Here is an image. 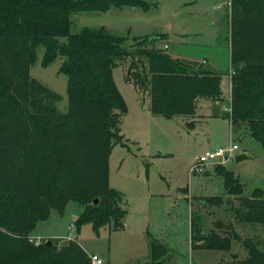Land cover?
I'll return each mask as SVG.
<instances>
[{"label":"trees","instance_id":"1","mask_svg":"<svg viewBox=\"0 0 264 264\" xmlns=\"http://www.w3.org/2000/svg\"><path fill=\"white\" fill-rule=\"evenodd\" d=\"M231 1L242 19L232 23L228 118L232 129L246 128L264 147V3ZM157 6L146 0H0V264H92L78 241L60 249L31 241L38 222L53 211L63 214L71 202L83 209L75 220L76 239L87 224L96 234L106 226L124 229L127 212L122 195L110 188L109 161L115 146H127L120 126L128 106L113 70L130 55L121 39L101 30L71 34V20L80 12ZM154 41L136 42L142 70L133 73L135 81L131 69L126 75L148 95L153 116L195 117L198 99L222 100V75L190 70L166 50L149 49ZM41 46L44 67L65 58L59 73L68 79L66 115L49 105L56 97L40 90L30 73ZM216 172L229 195H242L243 185L232 172L220 166ZM239 200L237 218L264 225V192L257 189L252 198ZM205 201L225 202L223 197ZM191 228L192 249L231 250V238L204 235L194 217ZM243 245L247 257L239 264H264V251L256 243L245 240ZM168 252L159 242L151 243L153 262Z\"/></svg>","mask_w":264,"mask_h":264},{"label":"rangeland","instance_id":"2","mask_svg":"<svg viewBox=\"0 0 264 264\" xmlns=\"http://www.w3.org/2000/svg\"><path fill=\"white\" fill-rule=\"evenodd\" d=\"M146 1L158 6L148 11L121 7L106 13L75 14L70 32L79 34L88 28L122 40L130 56L116 62L113 77L129 106L128 111L133 110L136 103L141 107L150 106L148 95L126 79L129 69L134 81L133 73L142 70L138 60L140 48L135 44L148 38L155 39L154 44H148L149 49L166 50L173 58L195 65L188 69L222 75L225 103L215 105L201 98L198 116L160 122L153 135L141 136L138 148L133 144L115 146L109 161V184L123 197L122 205L127 212L124 229L116 231L106 226L96 234L87 224L73 241H78L89 256L98 255L108 264H158L164 258L163 264H239L238 261L247 257L243 241L250 240L264 251V225L246 224L237 218L240 198H252L257 189L264 192V147L246 128L232 129L228 118L231 109L227 77H231L229 48L231 50L232 23L242 19L240 8L233 7L231 0ZM259 1L264 3V0ZM44 51L42 46L36 49L30 73L40 90L56 97L49 105L58 114L66 115L69 112L68 79L59 73L65 58L58 57L44 67ZM200 60L206 65L195 64ZM127 114L122 118L121 129ZM232 143L239 146L235 158L213 165L222 162L217 160L193 172L201 156L229 148ZM218 166L240 180L242 195L227 193L223 177L216 172ZM211 197H223L225 202L205 203ZM81 211L82 207L74 202L66 206L63 214L53 211L51 217L38 222L30 234L41 242L31 241L35 245L50 241L60 249L72 241L69 237L77 236L74 231L69 234V226L75 221L72 214L78 217ZM193 217L204 235L216 232L231 238V250L192 249ZM46 237L51 238L44 239ZM154 241L170 249L156 262L150 253Z\"/></svg>","mask_w":264,"mask_h":264},{"label":"crops","instance_id":"3","mask_svg":"<svg viewBox=\"0 0 264 264\" xmlns=\"http://www.w3.org/2000/svg\"><path fill=\"white\" fill-rule=\"evenodd\" d=\"M230 57H231V50L229 48V59H230ZM196 63H199L200 65L201 64H205V62L201 61V60L198 61V62H195V64ZM187 64L195 66L194 64H190V63H187ZM230 65H231V63H230ZM227 77L230 80V104H231V77L228 76V75H227ZM221 82H222V80H221ZM208 100L211 101L212 103H214L215 105H222V104L225 103V99H224L223 96H222V100L223 101L222 100L213 101V100H210V99H208ZM200 101H201V99H198V101H197V111H196V115L195 116H198V113H199L198 105H199ZM132 112H133V114H132ZM126 118L127 119H125V121L123 122L124 124H123V129H121V132H123V134H124L123 136H125L124 138H126V135L128 137V138L125 139L127 145L128 144H133V146H135L136 148H138V144L141 143V139H140L141 136H151V135H153L154 129L157 128V126L160 125V122H162V121H171V120L175 119V118H173V119H164V118H161V117H155V116H153L150 113L149 105L146 108V107L139 106L138 103H136V105L134 106L133 110H130V108H129V111H128V114H127ZM215 164L216 165H220V164H217V163H214L213 165H215ZM82 212H83V209L80 212V214ZM72 217H74L75 220L78 218L75 214H72ZM125 220H126V218H125ZM125 226L128 228V224L127 225L125 224ZM50 238L51 237H46L44 239H50ZM31 239L33 241H36L37 243L41 242V241L37 240L36 238H32L31 237ZM41 240H43V238ZM167 249H168V251L170 250L168 247H167ZM164 260H165V258L163 260H161V261L163 262ZM160 264H163V263H160Z\"/></svg>","mask_w":264,"mask_h":264},{"label":"built area","instance_id":"4","mask_svg":"<svg viewBox=\"0 0 264 264\" xmlns=\"http://www.w3.org/2000/svg\"><path fill=\"white\" fill-rule=\"evenodd\" d=\"M239 150V146L236 145V144H231V146L229 148H226V149H218L212 153H209L208 156H201L199 158V161H198V166H196L194 169H193V172H195L197 169L200 170V167L201 166H204L206 164H209V163H212V162H215L217 160H222L221 163H217V164H225L227 163L228 161L232 160L233 158L236 157L237 155V151ZM71 231H74L76 233V225H75V221L73 224H71L69 226V234L71 233ZM69 240H73L75 239V237H69L68 238ZM92 264H108L104 259H102L101 257H99L98 255H92V256H89Z\"/></svg>","mask_w":264,"mask_h":264},{"label":"water","instance_id":"5","mask_svg":"<svg viewBox=\"0 0 264 264\" xmlns=\"http://www.w3.org/2000/svg\"><path fill=\"white\" fill-rule=\"evenodd\" d=\"M152 39H153V38H151V40H152ZM98 204H99V201H98V200H96V201H95V205H98ZM46 244H47V245H49V246H50V245H52V243H51L50 241H49V242H47Z\"/></svg>","mask_w":264,"mask_h":264}]
</instances>
